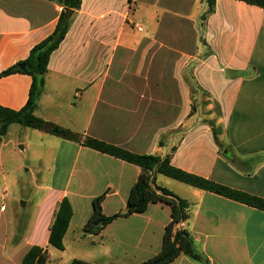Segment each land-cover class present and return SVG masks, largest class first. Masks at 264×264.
<instances>
[{"label":"crops","instance_id":"crops-1","mask_svg":"<svg viewBox=\"0 0 264 264\" xmlns=\"http://www.w3.org/2000/svg\"><path fill=\"white\" fill-rule=\"evenodd\" d=\"M206 9L205 0H82L49 59L34 114L138 155H171L177 169L264 198V9L216 0L201 25ZM63 10L49 0H0V106L19 111L27 105L32 77L1 73L53 34ZM191 83L221 112L223 153L210 124L192 112ZM30 130L54 146V167L68 162L70 170L63 186L47 190L18 241L0 230V264H21L34 246L50 252L51 227L65 197L73 217L61 253L67 240L88 244L83 261L93 264H144L161 252L172 219L162 203L98 233L83 232L96 197L107 193V217L126 209L138 166ZM154 178L190 203L179 228L190 232L210 264H264V211L161 174ZM77 198L89 202L83 211ZM5 212L2 205L0 229ZM170 264L203 263L181 254Z\"/></svg>","mask_w":264,"mask_h":264},{"label":"trees","instance_id":"trees-1","mask_svg":"<svg viewBox=\"0 0 264 264\" xmlns=\"http://www.w3.org/2000/svg\"><path fill=\"white\" fill-rule=\"evenodd\" d=\"M59 3L64 10L60 16L59 23L52 35L36 45L25 61L10 67L1 73V77L9 76L14 73H25L32 77L33 83L30 92V98L27 105L19 111L0 106V145L3 137L8 133L10 126L20 125L44 132L48 135L78 143L84 147L90 148L97 152L115 157L127 163L138 166L141 174L138 181L130 191L126 209L112 216H105L102 204L107 193H104L93 199V215L84 226V233H98L102 227L96 226L103 223L104 226L110 224L118 218H126L133 214L144 213L150 204L162 203L171 208V222L167 225L163 237V247L161 252L151 258L144 264H170L175 261L181 254L203 264H210L194 248L192 235L179 226L189 219L190 203L180 198L166 188L156 185L155 175L161 174L173 180L187 184L194 188L215 193L225 198L243 203L250 207L264 211V198H260L230 187L218 184L214 181L187 173L171 165V155L165 158L157 156L138 155L121 147L106 143L96 138L83 134L58 125L54 122L37 117L34 111L37 107V101L44 85V76L48 70L49 59L65 39L69 29L70 22L65 20L69 12L75 13L80 9L82 0H49ZM216 0H205L206 11L201 16V25L204 24L207 17L214 12ZM250 5L258 6L264 9V0H238ZM72 17V16H71ZM22 66L25 69L22 70ZM192 87H195L191 83ZM196 89L198 87H195ZM200 89V88H198ZM193 90V89H192ZM201 90V89H200ZM221 112L219 110V118ZM212 127L215 142L218 145V133ZM219 146V145H218ZM175 148L172 149L174 152ZM73 209L70 200L65 197L59 204L55 214V220L51 227L49 244L63 251L65 249L64 238L69 229ZM50 254L47 250L39 247H32L24 256L21 264H48ZM70 264H93L83 260L74 259Z\"/></svg>","mask_w":264,"mask_h":264},{"label":"rangeland","instance_id":"rangeland-1","mask_svg":"<svg viewBox=\"0 0 264 264\" xmlns=\"http://www.w3.org/2000/svg\"><path fill=\"white\" fill-rule=\"evenodd\" d=\"M190 87L195 94L192 112L214 127L218 133L219 149L223 153L226 140L222 124L219 122V108L207 93L192 87L191 84ZM32 133L30 129L12 125L0 145V208L2 205L6 208L0 230L2 232L6 228L7 237L11 239L15 234L17 241L27 226V218L36 214L47 190L53 185L55 188L63 186L70 170L68 162L55 161L54 167V146L49 141H42L41 138L33 136ZM48 139L60 141L52 136H48ZM56 148L57 146L55 152L58 150ZM74 200L75 206L81 211L89 205L85 199ZM87 246L88 244L75 245L67 240L64 253L49 247L48 264H70L74 259L83 260V249Z\"/></svg>","mask_w":264,"mask_h":264},{"label":"water","instance_id":"water-1","mask_svg":"<svg viewBox=\"0 0 264 264\" xmlns=\"http://www.w3.org/2000/svg\"><path fill=\"white\" fill-rule=\"evenodd\" d=\"M71 16H72V12H69V14L65 17L64 22L69 21L70 18H71ZM21 68H22V70H24V69H25V66H22ZM22 149H23V148H22ZM102 225H103V223H99V224L96 226V228H97V227H100V226H102Z\"/></svg>","mask_w":264,"mask_h":264},{"label":"built area","instance_id":"built-area-1","mask_svg":"<svg viewBox=\"0 0 264 264\" xmlns=\"http://www.w3.org/2000/svg\"><path fill=\"white\" fill-rule=\"evenodd\" d=\"M140 31L142 30L141 28H138Z\"/></svg>","mask_w":264,"mask_h":264}]
</instances>
